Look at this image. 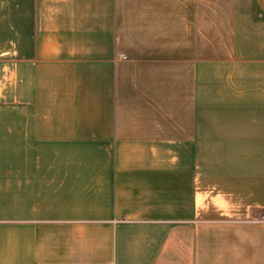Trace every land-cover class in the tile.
<instances>
[{"label": "crops", "instance_id": "1", "mask_svg": "<svg viewBox=\"0 0 264 264\" xmlns=\"http://www.w3.org/2000/svg\"><path fill=\"white\" fill-rule=\"evenodd\" d=\"M0 264H264V0H0Z\"/></svg>", "mask_w": 264, "mask_h": 264}]
</instances>
